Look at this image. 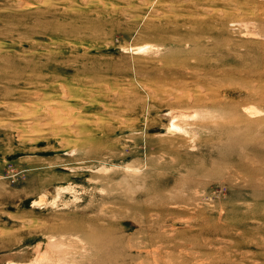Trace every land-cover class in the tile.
Masks as SVG:
<instances>
[{"label":"rangeland","instance_id":"obj_1","mask_svg":"<svg viewBox=\"0 0 264 264\" xmlns=\"http://www.w3.org/2000/svg\"><path fill=\"white\" fill-rule=\"evenodd\" d=\"M199 261L264 264V0H0V264Z\"/></svg>","mask_w":264,"mask_h":264},{"label":"bare ground","instance_id":"obj_2","mask_svg":"<svg viewBox=\"0 0 264 264\" xmlns=\"http://www.w3.org/2000/svg\"><path fill=\"white\" fill-rule=\"evenodd\" d=\"M252 33V32H251ZM254 33V32H253ZM143 48V47H142ZM59 107V106H58ZM189 111V110H188ZM256 111V110H255ZM258 111V110H257ZM172 112V111H171ZM172 114V113H171ZM192 113H189V112H187V111H184V110H182V111H175V112H173V114H172V116H173V119H172V124H171V126L169 127V128H171V129H173V130H184V127L182 126V125H180V124H178L177 123V121H175L176 120V117H187V116H190ZM259 114V113H258ZM253 115V114H252ZM251 115V116H252ZM65 118V117H64ZM179 120H180V118H179ZM167 126H168V124H167ZM66 128V127H65ZM171 129H168V130H171ZM185 131L187 132V130L185 129ZM179 132V131H178ZM183 132V131H182ZM181 133V132H180ZM58 194V193H57ZM57 196V195H56ZM57 197H59V196H57ZM33 203V202H32ZM35 204V203H34ZM43 256H41V258H42ZM44 258V257H43ZM40 260H43V259H40ZM189 262V261H188ZM20 263V262H19ZM155 263V262H154ZM158 263V262H157ZM178 264V263H177ZM187 264V263H186ZM188 264H191V263H188ZM193 264H216L214 261L213 262H206L205 263V261H199V262H195V263H193Z\"/></svg>","mask_w":264,"mask_h":264}]
</instances>
